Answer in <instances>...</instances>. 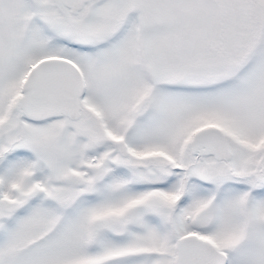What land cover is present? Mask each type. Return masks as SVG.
I'll use <instances>...</instances> for the list:
<instances>
[{
	"label": "snow or ice",
	"instance_id": "1",
	"mask_svg": "<svg viewBox=\"0 0 264 264\" xmlns=\"http://www.w3.org/2000/svg\"><path fill=\"white\" fill-rule=\"evenodd\" d=\"M0 264H264V0H0Z\"/></svg>",
	"mask_w": 264,
	"mask_h": 264
}]
</instances>
